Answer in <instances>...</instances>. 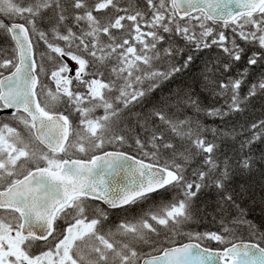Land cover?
Masks as SVG:
<instances>
[{
  "label": "snow or ice",
  "instance_id": "obj_1",
  "mask_svg": "<svg viewBox=\"0 0 264 264\" xmlns=\"http://www.w3.org/2000/svg\"><path fill=\"white\" fill-rule=\"evenodd\" d=\"M0 36V264H264L229 187L264 119L226 127L264 96V75L246 94L249 67L229 75L264 68V0H0ZM213 48L201 89L176 84ZM208 188L219 230H189Z\"/></svg>",
  "mask_w": 264,
  "mask_h": 264
},
{
  "label": "trees",
  "instance_id": "obj_2",
  "mask_svg": "<svg viewBox=\"0 0 264 264\" xmlns=\"http://www.w3.org/2000/svg\"><path fill=\"white\" fill-rule=\"evenodd\" d=\"M132 2L142 4L143 0H132ZM35 42L36 40L34 38V43ZM10 43L11 42L6 37L0 36V47H7ZM241 43L243 42L241 41ZM179 44L183 46L184 42L180 40ZM41 51H47L46 46L42 43L37 45V52L39 53ZM218 56L220 59L224 58L220 50L215 48L206 49L196 54V59L193 65L190 66V71H188L182 79L177 80L176 84L183 85L187 83L193 85L197 89H201L199 81L205 70V65L211 69L212 66L217 63ZM54 67L55 64L53 62H49L47 58H45L46 70L50 72ZM245 67H249L248 79L242 85V93L246 94L251 84L258 82L261 79V76L264 75V68L260 66L250 67L246 64L245 59L239 62L229 75L238 78L239 73ZM172 87H175V84H173ZM167 91L168 89L166 87L163 95H167ZM200 95L202 101L206 105H211L214 102L213 98L202 90L200 91ZM160 97L161 91L157 90L151 98V103L158 101ZM151 103H149L143 110L146 111L148 107H151ZM140 110L141 109L139 108L137 109V111ZM259 119H264V96L258 95L252 99V103L249 106L248 111L243 115H237V117L233 118L226 125V127L228 130H231L233 126L239 128L240 124L247 125L248 123ZM205 122L209 126H216L221 123L220 121H213L211 119H207ZM221 126L224 127V125ZM238 148L239 144L237 142H233L230 139L225 140V151L230 157L239 155ZM124 150L129 152L132 151V149L128 148H125ZM245 151L247 152L248 150L246 149ZM251 153L253 159L257 162L255 167L250 172L235 171L229 182V187L230 190L237 193V198L241 206L246 209L247 220L257 227L259 233H264V161H261V157L264 156V142L257 141L254 143L251 146ZM240 193H243V195H239ZM174 195L175 193H169L168 198H172ZM218 202L219 196L214 188L202 190L197 200V208L199 211L197 213L196 220L188 226V229L201 232L218 231L219 224L216 220H214V217L218 216ZM112 217L117 218V222H119L120 217L118 214H112ZM240 234L244 240H248L250 238L249 233L243 228L240 229ZM211 246L213 248L220 247V245L214 243H212Z\"/></svg>",
  "mask_w": 264,
  "mask_h": 264
},
{
  "label": "rangeland",
  "instance_id": "obj_3",
  "mask_svg": "<svg viewBox=\"0 0 264 264\" xmlns=\"http://www.w3.org/2000/svg\"><path fill=\"white\" fill-rule=\"evenodd\" d=\"M109 220H114V221H116V222H117V218H115V217H112V216H110V217H109Z\"/></svg>",
  "mask_w": 264,
  "mask_h": 264
},
{
  "label": "flooded vegetation",
  "instance_id": "obj_4",
  "mask_svg": "<svg viewBox=\"0 0 264 264\" xmlns=\"http://www.w3.org/2000/svg\"><path fill=\"white\" fill-rule=\"evenodd\" d=\"M112 223H116L115 221H109V225L111 226Z\"/></svg>",
  "mask_w": 264,
  "mask_h": 264
},
{
  "label": "bare ground",
  "instance_id": "obj_5",
  "mask_svg": "<svg viewBox=\"0 0 264 264\" xmlns=\"http://www.w3.org/2000/svg\"><path fill=\"white\" fill-rule=\"evenodd\" d=\"M215 54H216V53H215ZM216 55H217V54H216ZM216 55H215V56H216ZM218 57H219V56H218Z\"/></svg>",
  "mask_w": 264,
  "mask_h": 264
}]
</instances>
